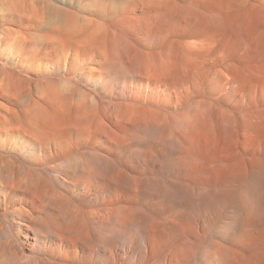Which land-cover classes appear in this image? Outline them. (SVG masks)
Listing matches in <instances>:
<instances>
[{
    "label": "bare ground",
    "instance_id": "bare-ground-1",
    "mask_svg": "<svg viewBox=\"0 0 264 264\" xmlns=\"http://www.w3.org/2000/svg\"><path fill=\"white\" fill-rule=\"evenodd\" d=\"M0 264H264V0H0Z\"/></svg>",
    "mask_w": 264,
    "mask_h": 264
}]
</instances>
